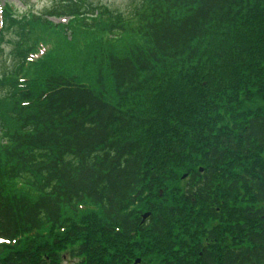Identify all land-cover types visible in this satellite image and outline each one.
Wrapping results in <instances>:
<instances>
[{
  "label": "trees",
  "instance_id": "1",
  "mask_svg": "<svg viewBox=\"0 0 264 264\" xmlns=\"http://www.w3.org/2000/svg\"><path fill=\"white\" fill-rule=\"evenodd\" d=\"M251 13L264 14V0H143L128 14L85 0H54L43 12L27 16L6 9L0 53L11 38L13 59L0 69V264H61L60 256L49 250L61 249L59 240L45 243L38 255L18 246L32 232L68 229L67 214L79 217L83 208L101 211V229L112 239L130 241L149 231L162 237L170 218L154 217L152 204L149 221L156 218L154 226L134 216L133 209L152 192L167 195L169 187L168 204L178 200L181 206L196 208L199 219L214 221L224 219L225 192H249L253 204L243 217L253 229L246 234L247 241L225 242L224 247L218 245L219 253L201 246L198 259L203 264H264V174L241 176L221 192L229 156L248 159L264 152V114L242 113L239 127L238 122L221 127L216 140L191 145L190 155L178 168L193 169L180 188L178 173L171 184L167 176L173 170L150 159L155 146L144 144L145 120L137 114L148 82L169 73L191 72L193 91L201 99L208 94L221 98L228 91H233L229 97L236 95L233 72L245 62L242 56H249L252 45H237V56L230 59L209 53L208 46L210 39L224 35L240 38L237 34L244 31ZM55 18L74 24L63 39L67 30L76 38L84 32L93 35L84 66L94 65L96 89L78 74L69 77L50 70L44 60L45 66L32 67L37 62L30 59L47 46L48 33L57 27L51 22ZM96 36H104L105 43ZM121 40L130 44L122 52L115 48V41ZM129 104L134 108L128 109ZM178 145L165 144L176 155ZM15 181L31 185L38 197L9 194V184ZM166 211L171 215L174 209ZM214 238L210 235L212 243ZM87 245L74 248L72 254L84 256Z\"/></svg>",
  "mask_w": 264,
  "mask_h": 264
},
{
  "label": "rangeland",
  "instance_id": "2",
  "mask_svg": "<svg viewBox=\"0 0 264 264\" xmlns=\"http://www.w3.org/2000/svg\"><path fill=\"white\" fill-rule=\"evenodd\" d=\"M53 1L0 0V15L4 16L6 9H11L18 16L41 13L50 7ZM85 1L93 6L103 7V10L109 8L118 13L128 14L134 4L143 0ZM70 21L67 18L51 20L57 27L52 30V33H48L50 38L49 42L47 41V46L41 48L39 53L30 59L37 62L32 67L44 65L43 62H45L50 70H55L66 76L73 77L78 74L84 83L96 89L93 81L94 65L91 66L88 62L84 66L85 60H88L87 44L94 43V37L84 32L78 34L76 38V36H70L71 33L67 30L66 38L63 39L64 31L69 26H74V24H70ZM237 35H241V37L232 39L230 35H224L222 39L221 37L210 39L211 44L208 46L209 53L220 54L230 59L234 55L237 56L235 48L237 45L244 46L248 43L252 45L249 56H242L245 58V62L242 65L239 62L237 65L240 68L236 67L238 70L236 73L233 72L235 81L232 85H238L236 95L229 97L233 91H228L221 98L208 94L201 99L199 98L200 94L193 91L196 83L190 80L191 72L187 71L177 74L169 73L170 76L162 75L160 78L149 81L148 91L143 96V102L141 106L138 105L137 114L145 120L142 129L144 131L143 142L148 147L155 146L150 152L152 157L150 159L158 162L166 170H173L172 174L167 176V180L171 181V184L174 173H178L179 188L185 185V180L193 169L191 166L189 167L190 171L189 168L187 170L178 168L182 166L184 157L190 155L187 152L191 150V145L197 147L201 145L202 141L216 140V130L221 127H230L236 122L239 127V123L243 120L242 113L264 114V14L251 13L246 21L244 31ZM96 38L97 40L101 39L103 43L106 41L104 36H96ZM9 40L11 38L7 39V44L2 45L0 69L4 63L8 66L11 65L13 59V47L8 44ZM70 41L75 45L71 46ZM115 42V48L121 52L130 46L122 40ZM32 76H36L35 71ZM188 81L191 84H188ZM197 82H201V79H198ZM107 90L109 97L112 96L110 79L107 80ZM207 106L210 108L208 109ZM131 107L133 104H129L127 108L131 109ZM235 127L237 128L236 125ZM193 135L194 137L198 136V139L192 138ZM167 141L175 143V145L179 144L177 147L180 154L176 155L172 149H167L165 146ZM196 156L194 155V157ZM229 157L224 169L225 178L221 185V192L225 185L227 187L241 176L257 178L260 174H264V152L248 159L242 158L241 155ZM195 168L199 170V166L195 165ZM8 192L9 194L25 195L33 200L39 195L35 188L23 181L10 183ZM170 192V187L167 195H164L162 190H160L159 196L152 192L151 196L146 197L133 209V215L137 217L143 218L144 215L150 214L147 219L149 221L153 204L154 207L156 206L154 217L170 218V221L167 220V232L162 237L149 231L133 237L130 241L112 239L101 229L103 223L101 211L83 208L79 212V217L73 218L71 214H67L68 229L52 232L46 228L38 234L32 232L22 237L18 247L38 255V251L45 243L50 242L51 245L52 240H59L61 249L51 248L49 250L60 256L61 264H87L88 261H93L95 264H203L198 259L201 256L199 250L201 246L219 253L218 245L224 247L225 242L237 245L247 241L246 234L253 229L243 217L244 211L251 208L253 204L249 192L240 191L235 194L225 192L224 198H222L225 205L224 219L221 221H214L206 217L199 219V214L194 211L196 208H190L185 204L181 206L178 200H175L173 205L168 204ZM167 208H173V214L168 215ZM191 213H197L196 218L191 216ZM152 219L149 221L150 225L155 226L157 219ZM73 220H75L74 224ZM81 227H85L84 232L80 231ZM69 231L71 234L66 239ZM210 235L215 236L217 246L211 242ZM86 242H88V252L84 256L72 254L74 248H78Z\"/></svg>",
  "mask_w": 264,
  "mask_h": 264
},
{
  "label": "water",
  "instance_id": "3",
  "mask_svg": "<svg viewBox=\"0 0 264 264\" xmlns=\"http://www.w3.org/2000/svg\"><path fill=\"white\" fill-rule=\"evenodd\" d=\"M149 216H150V214H148V215H144V216H143V220H144V221L147 220ZM137 263H138V262H137Z\"/></svg>",
  "mask_w": 264,
  "mask_h": 264
},
{
  "label": "snow or ice",
  "instance_id": "4",
  "mask_svg": "<svg viewBox=\"0 0 264 264\" xmlns=\"http://www.w3.org/2000/svg\"><path fill=\"white\" fill-rule=\"evenodd\" d=\"M0 242H3V240H0Z\"/></svg>",
  "mask_w": 264,
  "mask_h": 264
}]
</instances>
